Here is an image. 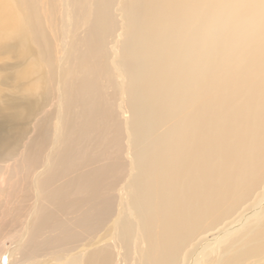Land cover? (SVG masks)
Listing matches in <instances>:
<instances>
[{
	"label": "bare ground",
	"instance_id": "1",
	"mask_svg": "<svg viewBox=\"0 0 264 264\" xmlns=\"http://www.w3.org/2000/svg\"><path fill=\"white\" fill-rule=\"evenodd\" d=\"M0 51V264H264V0H0Z\"/></svg>",
	"mask_w": 264,
	"mask_h": 264
},
{
	"label": "rangeland",
	"instance_id": "2",
	"mask_svg": "<svg viewBox=\"0 0 264 264\" xmlns=\"http://www.w3.org/2000/svg\"><path fill=\"white\" fill-rule=\"evenodd\" d=\"M32 58H33V55H30L24 60V62L22 61L20 62V59L17 56L13 55L12 53H9L6 51H0V105L1 106L5 107L6 104H9V99H12V98H15V102H18L16 100L17 96L20 99L23 92H25V89L31 90V88H33V87L28 88L34 79L32 75L31 76L28 75V77L23 80H18V77H17L18 72H21V70L24 69L25 67L28 68ZM24 96H27V94H24ZM27 124H28L27 128L29 129L28 136H30V134H33V122H27ZM24 148H20L18 151L19 152L18 155L13 157V159L11 160H7L2 165V166L4 165L8 166L7 170L5 169V172H4V173H8V175H4L5 177L4 183L6 185L4 184L3 191L6 194H9V191L7 190H9L10 188H8V186L10 187V184L13 183L15 178L19 177V173L23 169L22 167L25 165L23 161L25 160V156H26L25 153H27V150L26 149L24 150ZM19 155H22V156H19ZM11 166H15L16 169L14 170V167H11ZM12 172H14V175ZM7 182H8V185H7ZM4 192L3 194H5Z\"/></svg>",
	"mask_w": 264,
	"mask_h": 264
}]
</instances>
